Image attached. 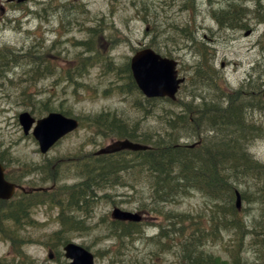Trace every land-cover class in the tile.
<instances>
[{
	"label": "rangeland",
	"instance_id": "374dc122",
	"mask_svg": "<svg viewBox=\"0 0 264 264\" xmlns=\"http://www.w3.org/2000/svg\"><path fill=\"white\" fill-rule=\"evenodd\" d=\"M44 1L48 0H32L23 4L21 8L15 9L9 5L7 0H0V49L22 48L23 45L25 48H28L36 36L45 38L47 45H51L56 35H58L59 42L62 41L63 44L61 43V46H58L57 50L70 48L71 52L75 53V49L72 48V39L68 42V38L71 36L84 38L83 31H80L83 25H89L97 18H101L100 20L105 18L103 21L110 27L111 32L115 24L120 29L115 32V34H118L115 37L102 36V38L104 37V41L101 44L102 49L105 52L111 53L105 55L104 51H101L102 56H98L96 59L104 63L105 69L94 66L95 61H93L90 63V71L88 73L81 71V74L78 75L73 72L74 75L71 79L79 87V92L84 87L83 89H86L87 93L90 94L94 92L95 87L93 86H98L100 90H103L111 82L119 78V73H113L116 68L124 64L136 52L149 47L151 37L146 30H149L152 35L156 33L155 26L152 24L153 21L156 22L158 20L166 24H173L174 21L180 22L185 18L182 15H186L178 11L175 0L156 2L144 0L148 17L151 15V24L148 25L134 14L130 3H127L126 0H86L87 7L90 9L89 13L82 12L80 9L73 12H70L69 9L65 11V15H67L66 21L69 20L71 23V34L62 38L65 33V29L61 27V16L63 13H61L62 15H50L51 21H46L45 23H40L38 20L39 18L45 20V17H40L36 13L39 4L45 3ZM199 1L201 3V13L198 20L200 24H203L199 35H206L216 40L215 45H213L218 50L216 65L220 68L221 73L226 76L225 86L227 91L231 93V90H235L245 81L247 74L254 64L261 59L259 51L261 46L264 45L262 42L264 26L257 29L254 28V34L247 37L244 36L243 32H238L237 34L233 30L219 31L216 22L211 18L209 8L202 0ZM50 9L52 7H49ZM50 11L56 12L57 10L54 8ZM97 34H101V28L97 30ZM208 44L212 47V43ZM169 47L172 48V45ZM173 55L179 56L176 59L181 63V75L185 77L189 75V78H191L192 69L190 72L188 71V64L191 61L190 56H185L179 51H176ZM66 57L71 58L68 54H66ZM41 58L49 66L45 65L51 74L61 76V83L55 79L56 77L53 78L46 75H40L32 79L35 65L30 67L27 61H20L18 63L22 65V68H18L17 70L22 74V77L15 76L13 86L5 88L0 86V143L2 142L0 144V151L9 167V174L16 181L24 180V183L33 182L42 186H50L49 183L58 180L59 187H69L78 182V179L73 177L72 172L68 170L66 166L67 162L73 160L80 153L86 154L89 150L99 151L102 148L106 149L114 141V139L102 137L98 133L97 128H94L93 125L83 119L82 127L78 131L65 138L62 143H59L48 155L43 157L32 135H25L18 123V116L24 111H29L33 115L40 117L45 116L47 112L42 110L41 101L50 100V105L54 104L53 110H70L74 116L82 118L88 115H97L104 110L114 109L124 115L130 122L137 121L139 131L149 134L162 132L163 128H165L163 120L160 117L164 108L180 110L177 106L169 104L167 100L154 102L153 104L156 103L157 105L153 109H150L151 104H147L145 99L137 93L133 95L127 88L125 91L128 102H124L121 96H118L114 92L98 97L96 95H78L75 97L76 99H73L69 93L72 90L70 88L69 91L67 90L68 98L62 104L64 100L61 97L63 96L61 84L64 85L67 81V68L76 65L77 61L73 60L67 63L68 58V60H63L59 56H53L48 53H45ZM81 61L79 60V62ZM108 67L114 69L109 70ZM203 81L197 80L192 83L187 79L181 88L177 100H186L187 97L197 95L198 93H204L207 96L205 97L209 99L208 88L204 89L201 86L204 83ZM1 82L2 79L0 78V84ZM80 83H83V85H80ZM124 83L126 82L124 81ZM119 84H123V79ZM57 90L60 91L61 95L56 97L51 95V93ZM136 101L142 104V109L139 110L136 107ZM182 127H179L176 133L177 131H181L183 133H180V136L189 137L190 134L187 133L191 129L189 127ZM194 138L196 137L184 138L182 140L192 142ZM4 147L7 148L6 152L2 151ZM250 150L256 158L264 162V139L256 141ZM29 171H38L39 174H35V176H22L23 174L34 173ZM44 171L50 173V175L45 177ZM54 173H58V177L54 178ZM46 178L48 179L47 181L45 180ZM123 179L125 182L131 184L132 187L126 186L123 188L118 186L113 194L117 196L122 195L124 192L132 193L128 196L115 197V203L112 201H110V204L108 202L107 204L104 203L101 212L105 215L108 214L109 218L114 207H121L124 210L134 212L137 210L135 206L139 205L143 207L140 201H146L145 198L148 196V187L143 180L135 179L133 181L131 177H123ZM176 200V203L173 202L169 205L178 213H190L187 216L190 222H193V214L200 213L199 216H202V218L204 216V218L197 223H200L201 227L205 225L212 210L210 199L208 200L204 196L196 194L194 197L189 198L185 196ZM208 201L210 204L208 205L210 206L209 209L204 205L208 204ZM60 204L59 200L51 198L42 204L30 207L28 214L35 224L25 233H15V230H10V226L6 224L7 226L4 229L7 231V235L0 233V259H6V264H68L64 254H62L63 247H61V243L53 239L56 231L60 229L58 219ZM244 207L246 209L244 212L245 224L250 230H256V220L260 216V207H258L257 203L248 202L243 204ZM137 211H143L145 214L143 216V219H146L145 225L153 223L154 220L152 221L148 218L143 209H138ZM199 216L197 214L196 218L198 219ZM181 218L185 217L178 218L179 223L177 222V224L180 227L182 225L184 227H192L193 224L198 225L197 223L184 224L181 222ZM159 223L165 225V227H168L169 224L168 221L164 222V220H160ZM177 224L176 227H178ZM73 228L74 226L70 228L64 227L65 234L70 238L69 241H74L97 253L99 264H116L117 261L123 258H135L143 261L144 264H178L179 249H173L174 245H169V243L176 244L180 242L179 230V236L178 234L174 236L172 231L168 232V234H171L172 239L176 240H169V243H165L162 247L161 245H156L160 241L159 238L154 240V237L151 235L149 239L148 234H144L143 230L134 238H128V240L120 244L108 241L109 238L106 232L99 229V227H95L94 231L89 235L80 233L76 228ZM148 231L149 229H146V232ZM149 232L153 233L156 231L150 230ZM224 234L230 237L227 233ZM133 240H139L140 245L136 246ZM106 246L107 248H111V252L105 249ZM164 249L167 250L164 252ZM208 249L210 254L215 253L224 256L219 253V249H213L212 246L208 247ZM51 251L54 252L52 259L49 258ZM251 256L239 255L238 257L241 260H248ZM227 263H230L229 259Z\"/></svg>",
	"mask_w": 264,
	"mask_h": 264
},
{
	"label": "trees",
	"instance_id": "16d2710c",
	"mask_svg": "<svg viewBox=\"0 0 264 264\" xmlns=\"http://www.w3.org/2000/svg\"><path fill=\"white\" fill-rule=\"evenodd\" d=\"M176 1L179 12L186 13V17L180 23L168 26L156 23L159 29H156L152 41L160 51L169 55L173 53L168 45H176L193 55L191 82L206 81L209 99L205 95L198 94L191 96L189 101L180 102V111L164 108L160 114L165 125L162 134H141L136 125H131L130 121L115 113L99 115L95 118V126L99 128L100 134L106 137L128 138L152 146L150 150L140 152L134 157L131 172L136 169H146L149 176H152L155 183L154 193H151L153 202L167 204L174 198L185 197L186 194L194 191L206 193L213 201L210 219L213 232L218 226L230 232L241 229L246 231L242 211L235 204L236 191L239 190L245 202L256 203L257 200L262 218L261 226L257 229L264 231V164L257 161L250 152L252 143L264 137L263 64L256 63L253 69L256 74L251 73L245 84L237 91L227 92L222 76L213 64L215 50H210L204 43L203 37L199 35L200 8L197 0ZM204 2L210 8L213 19L224 31L238 32L250 28L252 21L258 18L259 9L262 8L260 0H204ZM132 3L136 13H143V19L147 22L145 1L132 0ZM66 5L74 4L67 2ZM91 34L95 37L94 32ZM6 53L16 57L14 50H8ZM43 66L44 64H39L37 68L40 74ZM73 75L72 70L68 71L66 82L67 86L72 87L70 94L77 95L82 92L80 95H86L87 90H83L84 87L79 92V87L72 82ZM56 77L61 80V76ZM130 86L135 87L133 80ZM104 91L108 92V89ZM94 92L98 95L101 91L94 89ZM102 95L105 93L102 92ZM173 104L177 105L176 102ZM182 126L191 129L187 133L190 137L201 138V144L193 149L181 144L183 135L179 134L183 132L176 133V130ZM105 158L108 157H100L97 161L90 159V163L79 166L82 182L70 193L78 199L82 197L85 207L94 205L96 193L100 194L98 197L103 196L100 200L101 204H104L105 200L112 201L102 193L109 189L107 186L111 176L116 172L123 173L125 166L119 167V161L104 160ZM146 207L149 211L152 210L149 209V204ZM157 211L159 213L157 219L176 221L175 212H166L163 205ZM186 216L188 215L185 213L179 214V217ZM19 218L13 209L4 214L2 221L11 220L15 227L20 226L23 229V223L27 222L28 217L23 211ZM102 218L100 221L103 220ZM100 221L99 229L106 232L111 241L116 240L118 243H124L141 229L140 223H125L110 218L106 220V217L101 224ZM188 221L187 218H181L184 224ZM81 222L78 223V228ZM172 225L170 223V226ZM88 226L84 224L83 229L80 230H87ZM180 230L186 235V240L182 242L183 246H191L195 239L194 232L198 235V231L193 229L189 233L191 228ZM187 260V264L191 262L202 264L190 258ZM127 263L128 261H121V264ZM209 264H219V260L211 256Z\"/></svg>",
	"mask_w": 264,
	"mask_h": 264
},
{
	"label": "water",
	"instance_id": "95a60500",
	"mask_svg": "<svg viewBox=\"0 0 264 264\" xmlns=\"http://www.w3.org/2000/svg\"><path fill=\"white\" fill-rule=\"evenodd\" d=\"M24 1V0H19ZM133 71L140 88L149 97L170 96L175 98L179 85L184 79L178 80L175 71L176 62L162 59L151 50H144L133 59ZM25 126L28 128L32 121L25 115L23 118ZM77 123L73 120L65 119L58 114H52L49 118L40 122L36 130V135L41 141L42 148L46 151L59 137L74 129ZM123 148L133 150L146 149V147L131 143L129 141L119 143ZM2 167L0 166V197H9L12 188H4L2 181ZM6 191V192H5ZM238 199V203H239ZM114 216L119 219L139 220L138 215L123 212L117 209ZM67 256L74 259L72 264H94L93 256L81 247L69 245L66 247Z\"/></svg>",
	"mask_w": 264,
	"mask_h": 264
}]
</instances>
